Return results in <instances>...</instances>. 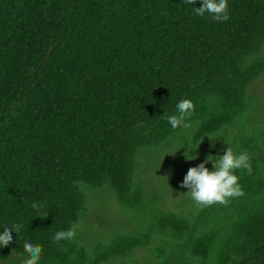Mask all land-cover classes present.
I'll use <instances>...</instances> for the list:
<instances>
[{
	"label": "trees",
	"instance_id": "16d2710c",
	"mask_svg": "<svg viewBox=\"0 0 264 264\" xmlns=\"http://www.w3.org/2000/svg\"><path fill=\"white\" fill-rule=\"evenodd\" d=\"M199 6L0 0V224L25 225L0 260L27 257L33 241L40 264H109L160 238L151 264H264V126L246 143L251 127L241 126L256 111L248 88L264 74L253 60L264 49V0H228L219 22L195 15ZM185 98L194 144L233 148L231 129L243 132L234 152L249 154L252 172L236 170L241 194L188 218L160 212L98 258L73 238L54 241L80 223L82 182L111 186L125 208L145 206L139 158L184 134L167 116Z\"/></svg>",
	"mask_w": 264,
	"mask_h": 264
},
{
	"label": "rangeland",
	"instance_id": "374dc122",
	"mask_svg": "<svg viewBox=\"0 0 264 264\" xmlns=\"http://www.w3.org/2000/svg\"><path fill=\"white\" fill-rule=\"evenodd\" d=\"M264 60L262 53L253 60ZM249 90L251 103L256 111L246 115L242 124L250 126L244 136L245 143L255 138L260 124L264 126V74L254 81ZM191 139L186 140L184 134L178 139L169 141L157 149L148 150L139 158V170L136 174V185L145 190V206L139 209L125 208L119 201L114 190L109 185L95 187L87 183H80L79 187L86 200V209L75 231L73 242L80 248L85 247L93 258L110 251L112 245L119 238L125 236H138L144 234L155 222L160 212H168L188 218L189 215H200L205 209L197 205L187 193L189 189L181 186L184 176L189 168L199 165L207 157L219 159L224 154L225 145L214 151L193 143V133L189 132ZM241 129H231L229 136L233 150L240 147L243 138ZM260 137V136H259ZM196 156L195 160H189ZM212 156V157H211ZM214 157V158H213ZM209 170L213 169L211 162L206 164ZM150 248L130 251L124 257L116 256L109 264H151L154 261L162 240L156 238ZM165 250V249H164ZM169 250L163 253L167 254ZM119 259H118V258ZM26 257L12 255L8 260H0V264H24Z\"/></svg>",
	"mask_w": 264,
	"mask_h": 264
},
{
	"label": "clouds",
	"instance_id": "9594fccd",
	"mask_svg": "<svg viewBox=\"0 0 264 264\" xmlns=\"http://www.w3.org/2000/svg\"><path fill=\"white\" fill-rule=\"evenodd\" d=\"M190 5L200 4L199 7H192L193 12L197 16L209 15L215 21L229 20L228 0H185ZM194 104L190 99H181L175 105V114L167 116V122L172 129H180L184 133L186 140L191 139L188 130L192 128L190 122ZM195 160L197 157L190 155ZM212 157V156H211ZM214 158V157H213ZM212 163L213 169L209 170L206 164ZM236 170H247L249 174L252 172L251 159L246 151L238 154L233 148L227 147L224 154L219 159H210L207 157L197 166L189 168L181 186L189 189L191 199L201 206L212 205L214 203L225 204L228 198L241 194L239 184L240 177L236 174ZM36 209L41 208L39 202L33 204ZM22 221H14L10 225L0 224V248L8 247L13 241V234L18 237L24 230ZM75 236L74 226L67 231H58L54 234L53 240H67ZM24 253L27 257L24 264H40L42 258L43 247L41 244L33 241H27L23 245Z\"/></svg>",
	"mask_w": 264,
	"mask_h": 264
}]
</instances>
